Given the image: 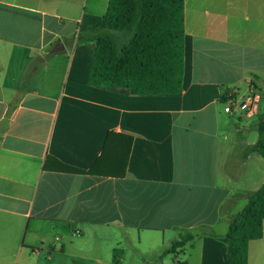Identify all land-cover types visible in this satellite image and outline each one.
Returning a JSON list of instances; mask_svg holds the SVG:
<instances>
[{"label":"crops","instance_id":"crops-1","mask_svg":"<svg viewBox=\"0 0 264 264\" xmlns=\"http://www.w3.org/2000/svg\"><path fill=\"white\" fill-rule=\"evenodd\" d=\"M108 2L0 0V264H228L230 220L264 184L245 130L264 92V0H185L177 94L89 83L95 43L73 39ZM224 93L255 94L254 109L227 113ZM109 131L133 136L123 176L60 169L89 170ZM249 264H264V234Z\"/></svg>","mask_w":264,"mask_h":264},{"label":"trees","instance_id":"trees-1","mask_svg":"<svg viewBox=\"0 0 264 264\" xmlns=\"http://www.w3.org/2000/svg\"><path fill=\"white\" fill-rule=\"evenodd\" d=\"M185 0H109L99 27L74 36L73 43H95L89 83L127 88L134 94H177L182 90L185 57ZM224 93L225 103L233 96ZM256 143L248 153L264 157V108L255 122ZM133 136L109 131L102 155L89 170L61 163V170L123 176ZM60 162V161H59ZM264 234V184L248 197L229 223L228 264H249V245ZM195 237L181 233L164 254L176 258Z\"/></svg>","mask_w":264,"mask_h":264},{"label":"built area","instance_id":"built-area-1","mask_svg":"<svg viewBox=\"0 0 264 264\" xmlns=\"http://www.w3.org/2000/svg\"><path fill=\"white\" fill-rule=\"evenodd\" d=\"M255 94H250L243 99L231 98L224 103V110L227 113H239L246 112L254 109V104L256 100Z\"/></svg>","mask_w":264,"mask_h":264},{"label":"rangeland","instance_id":"rangeland-1","mask_svg":"<svg viewBox=\"0 0 264 264\" xmlns=\"http://www.w3.org/2000/svg\"><path fill=\"white\" fill-rule=\"evenodd\" d=\"M263 108H264V92H263V97L261 98V100L259 99L258 102L256 103V111L249 118V121L255 123L256 120H257V117H258L259 113L263 110ZM234 121L236 122V126H238V127H241L242 126V129L246 125V123H244V121L242 122L238 118H234ZM245 130L249 134L250 141H256V139L258 137L257 130H253L251 128H249V129L246 128Z\"/></svg>","mask_w":264,"mask_h":264},{"label":"water","instance_id":"water-1","mask_svg":"<svg viewBox=\"0 0 264 264\" xmlns=\"http://www.w3.org/2000/svg\"><path fill=\"white\" fill-rule=\"evenodd\" d=\"M62 48H64V46L61 44V49ZM60 49V47H56L55 49H54V51H58Z\"/></svg>","mask_w":264,"mask_h":264}]
</instances>
